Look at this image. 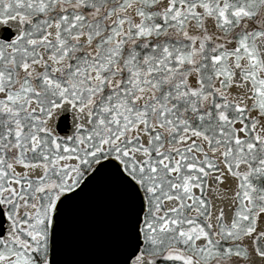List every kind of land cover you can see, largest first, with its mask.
<instances>
[{"label": "snow or ice", "instance_id": "1", "mask_svg": "<svg viewBox=\"0 0 264 264\" xmlns=\"http://www.w3.org/2000/svg\"><path fill=\"white\" fill-rule=\"evenodd\" d=\"M0 264H264V0H0Z\"/></svg>", "mask_w": 264, "mask_h": 264}, {"label": "water", "instance_id": "2", "mask_svg": "<svg viewBox=\"0 0 264 264\" xmlns=\"http://www.w3.org/2000/svg\"><path fill=\"white\" fill-rule=\"evenodd\" d=\"M80 258L91 261H103L107 258V256L105 255L102 249H97L93 251L86 250Z\"/></svg>", "mask_w": 264, "mask_h": 264}, {"label": "flooded vegetation", "instance_id": "3", "mask_svg": "<svg viewBox=\"0 0 264 264\" xmlns=\"http://www.w3.org/2000/svg\"><path fill=\"white\" fill-rule=\"evenodd\" d=\"M102 213H101V215H100V217H99V220H100V222L102 223Z\"/></svg>", "mask_w": 264, "mask_h": 264}]
</instances>
